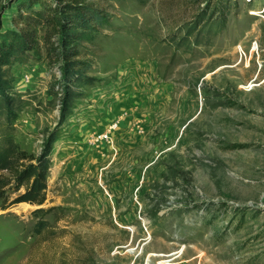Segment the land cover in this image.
Instances as JSON below:
<instances>
[{
	"label": "rangeland",
	"instance_id": "obj_1",
	"mask_svg": "<svg viewBox=\"0 0 264 264\" xmlns=\"http://www.w3.org/2000/svg\"><path fill=\"white\" fill-rule=\"evenodd\" d=\"M30 1L0 0L2 32L54 0ZM91 1L108 21L79 43L93 66L51 151L57 208L38 236L40 207L0 199V264H264V0ZM6 74L37 154L62 117L42 34Z\"/></svg>",
	"mask_w": 264,
	"mask_h": 264
},
{
	"label": "trees",
	"instance_id": "obj_2",
	"mask_svg": "<svg viewBox=\"0 0 264 264\" xmlns=\"http://www.w3.org/2000/svg\"><path fill=\"white\" fill-rule=\"evenodd\" d=\"M36 1H30V6ZM25 8L19 7L18 19H13L14 30L2 32L0 22V199L2 209L21 203L40 207L33 212L37 218L36 234L40 236L50 227L44 216L57 208L42 207L47 200L51 151L69 115L75 89L93 66L92 61L80 57L79 43L87 31L97 30L108 21V13L91 0H54L35 14L24 15ZM41 34L50 66L58 65L61 70L56 86L61 92L62 117L36 154L16 139L18 95L6 71L14 58L37 48Z\"/></svg>",
	"mask_w": 264,
	"mask_h": 264
},
{
	"label": "bare ground",
	"instance_id": "obj_3",
	"mask_svg": "<svg viewBox=\"0 0 264 264\" xmlns=\"http://www.w3.org/2000/svg\"><path fill=\"white\" fill-rule=\"evenodd\" d=\"M165 93H166V91L162 89V93L159 96H152V95H144L142 97L138 96L136 99H133V101L138 102L141 105H143L147 102L150 105H156L158 103H162L163 101L165 102L167 100Z\"/></svg>",
	"mask_w": 264,
	"mask_h": 264
},
{
	"label": "built area",
	"instance_id": "obj_4",
	"mask_svg": "<svg viewBox=\"0 0 264 264\" xmlns=\"http://www.w3.org/2000/svg\"><path fill=\"white\" fill-rule=\"evenodd\" d=\"M118 124L112 125L110 130H115ZM104 138H108V134L104 136Z\"/></svg>",
	"mask_w": 264,
	"mask_h": 264
}]
</instances>
